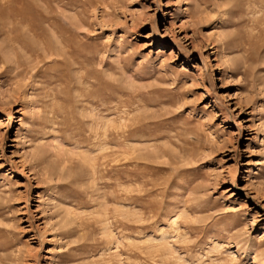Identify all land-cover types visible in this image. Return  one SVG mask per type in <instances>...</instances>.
Instances as JSON below:
<instances>
[{
  "label": "rangeland",
  "instance_id": "rangeland-1",
  "mask_svg": "<svg viewBox=\"0 0 264 264\" xmlns=\"http://www.w3.org/2000/svg\"><path fill=\"white\" fill-rule=\"evenodd\" d=\"M0 264H264V0H0Z\"/></svg>",
  "mask_w": 264,
  "mask_h": 264
}]
</instances>
